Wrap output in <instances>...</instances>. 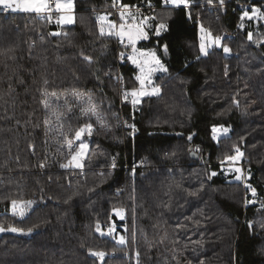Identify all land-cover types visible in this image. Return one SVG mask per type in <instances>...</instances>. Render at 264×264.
<instances>
[{"label":"trees","instance_id":"obj_1","mask_svg":"<svg viewBox=\"0 0 264 264\" xmlns=\"http://www.w3.org/2000/svg\"><path fill=\"white\" fill-rule=\"evenodd\" d=\"M123 2L155 7L141 44L167 68L160 93L138 105H121L109 75L129 51L100 33L95 11L110 0H75L69 25L0 10V264H264V22L220 0L213 11L207 0ZM199 17L234 36L202 54ZM120 71L138 87L131 61ZM53 92L59 99L45 95ZM89 98L100 120L81 115ZM85 123L93 130L83 168H62ZM217 126L229 134L216 140ZM237 148L246 182L222 168ZM13 200L33 204L21 217ZM115 210L126 212V243L101 232Z\"/></svg>","mask_w":264,"mask_h":264},{"label":"snow or ice","instance_id":"obj_2","mask_svg":"<svg viewBox=\"0 0 264 264\" xmlns=\"http://www.w3.org/2000/svg\"><path fill=\"white\" fill-rule=\"evenodd\" d=\"M165 2L167 3L168 0H165ZM172 3H187V0H171ZM221 3H223V0H220ZM55 9L57 11H60L62 13H64L63 15H61L56 23L60 24H71L74 22V18L72 16V10H73V0H55ZM0 8H3L4 11H21V12H25V13H37V14H41V15H45V17L47 19H51L50 13L52 11V6L49 4V0H0ZM123 16V13L121 14ZM248 17V18H252V17H257L260 19H264V11H261L259 8H252V12H251V16L249 14L248 11H244L243 12V16L242 19ZM99 19L101 21H103L105 19V17H99ZM109 29L113 28L114 26L112 24L108 25ZM161 29L165 27L164 24H160L159 26ZM120 31L117 32L116 34L124 37L127 36L128 42L129 44L134 45L137 39H141V38H146L145 34L139 29L138 26H135V31H125V25L121 24L119 26ZM100 33L101 35L104 34V28L101 27L100 28ZM53 35H60V33H52ZM113 33L111 31H109L108 35H112ZM249 40L252 39V34L250 33L248 36ZM214 42H219V38H216V40ZM201 51L204 52L205 55H207V52L205 51V44L203 43V41L201 42L200 45ZM165 51H167V45L164 46ZM223 51L225 53H229L231 52V49L228 47H223ZM136 50L133 49V53L135 54ZM121 58H123V53L120 54ZM146 56H150L151 59H146L143 62H140L138 60H136L133 56H130L129 59L132 60V63L134 64H138V66L140 67V72L141 74L139 76L136 77V79H138L141 83V85H144L145 81L149 79L151 73L155 70H163V71H167L166 68H164L163 64L161 63V61L159 60V58L156 56L155 52H150V53H146ZM85 60L91 62L92 61V57H85ZM147 65V67H145ZM117 79H119L117 77ZM160 89L157 88H153L152 89V93H149L147 91H144L143 88H141L139 91L137 90H132L131 95L132 96H145V95H150V94H159ZM45 95H51L52 97H55L56 99H59V97L56 96V93H45ZM78 95V94H77ZM125 98H127V93L125 94ZM81 103H83V100L81 101ZM137 103L136 100H133V104ZM44 106L46 108L50 107V105L48 104V101L45 100L44 102ZM81 115L85 118H90L91 116H95L97 120H100V114L97 112L96 106L92 103L91 99L89 98L87 100V104L85 107H82L80 109ZM53 115L56 117L57 122L61 121V114L57 113L55 111H53ZM62 127V125H61ZM134 128V126H132ZM93 130V125L91 123H85L84 125H82L77 131H75V139L79 140L85 133H88L89 135L91 134ZM217 131H221L223 133H227V129L226 128H220L217 129L216 127L213 128V132H217ZM71 146V143L69 142V147ZM88 147L87 144L85 143H80L79 145V149L72 154L69 163L67 164H61L60 166L62 168H67L69 167L71 164H75V167L77 168H82L83 164L80 162V157H82L84 155V150ZM237 155L236 156H230L228 157L229 160H236L239 158L240 155H243L242 153L239 152V149H236ZM237 172L241 171L240 169H236ZM212 175H216V173H212ZM237 179H240V177L238 176ZM253 194H255V190L253 189ZM12 204V211L13 214L18 215L23 217L25 215V212L27 209L31 208L33 202L32 201H16L13 200L11 202ZM262 207H264V205H262ZM5 229L3 227H0V231H4ZM11 231H20L23 232V229H17V228H11ZM97 231H100V226L97 225ZM28 233L32 232V229L29 228L27 230ZM109 234H111L109 232ZM120 242L124 243V238L121 237L120 238ZM93 255L101 258V260H103V258L105 257V253L104 252H94ZM137 255H139V253H137Z\"/></svg>","mask_w":264,"mask_h":264},{"label":"rangeland","instance_id":"obj_3","mask_svg":"<svg viewBox=\"0 0 264 264\" xmlns=\"http://www.w3.org/2000/svg\"><path fill=\"white\" fill-rule=\"evenodd\" d=\"M203 1H206V0H203ZM213 0H207V2H211L212 3ZM195 0H187V5L189 6V4L191 3H194ZM168 3L175 6H182V4L184 5V3H172L171 0H168ZM74 7H75V0H73V10H74ZM259 8V7H258ZM260 9V8H259ZM13 12V11H12ZM22 13H25V12H22ZM37 14V13H36ZM250 16H251V13H249ZM151 18L150 17L149 19L147 20H140L139 18L135 17L133 14H130V13H123V16L121 15V24L125 25V31H135V26H138L139 29L145 34V36L147 37L148 35V31H149V27H151ZM246 21L249 22V21H254L255 24H258L259 22L263 21L264 22V19H260V18H257V17H252V18H248V17H245ZM163 29V28H162ZM162 29L160 28L158 31H162ZM204 26L203 24L201 25V28H200V45H201V42L203 41V43L205 44V51L208 53L210 50H212L213 48L215 47H221L223 45V43L220 41L222 40L223 41V34L222 35H216L214 34L211 30ZM103 35H106V36H109L107 35L106 33H104ZM216 38H219V42H214L216 40ZM146 39V38H141V39H137L135 44L132 45V44H129V42L127 43V46L126 48L129 49V52L131 54V56L134 55V58L140 62H143L144 60L146 59H151L150 56H146L145 54L146 53H150V52H155L156 56L159 58V60L161 61V63L163 64L164 68H166V65L164 64V62L162 61L161 57L158 55L156 49L154 48H147L145 46H143L141 44V42ZM133 49L136 50L135 54L133 53ZM202 54H204V52H202ZM227 54H231L230 52L227 53ZM130 61L132 62V60L130 59ZM133 65L137 68V73L135 75V78L137 76H139L141 74L140 72V67L138 66V64H134ZM147 67V65L145 66ZM167 69V68H166ZM167 71H163V70H155L151 73L150 77L148 80L145 81L144 85H141L140 81L138 79H136L138 81V87L135 88V90L139 91L141 88H143L144 91H147L149 93H152V89L153 88H159L160 87L158 86L157 84V77L159 75H162L164 73H166ZM132 90L134 89H131L130 88V92H132ZM160 93V92H159ZM151 95H157V94H150V95H145V96H132L131 95V98H132V102L133 100H136L137 103L133 104V105H138L141 103L142 99L146 96H151ZM128 122V121H127ZM125 126H130V123L129 125H126ZM217 129H220V128H226L224 126H217L216 127ZM228 130V128H226ZM229 134V130L227 131V133H223L221 131H217V132H213V135H214V138L216 140L226 136ZM87 135V133H85L79 140H80V143H85L88 145V147L84 150V155L82 157H80V162L82 164H84V160L88 154V151H89V142L86 138H84L85 136ZM79 149V147H78ZM77 149V150H78ZM76 150V151H77ZM69 163V161L67 162ZM66 163V164H67ZM68 169H82V168H77L75 167V164H71L69 167H67ZM222 168L225 172V175L228 177L229 180L231 181H244L246 182L247 181V175L244 171V168L242 166V163H241V156H239L238 159L236 160H228L224 165H222ZM236 169H240L241 171L237 172ZM240 177V179H237V177ZM30 209V208H29ZM27 209L26 212L29 210ZM10 211L13 213L12 211V205L10 207ZM2 212V209L0 207V213ZM25 212V213H26ZM115 213L117 215V218L114 220V222L108 226V228H101V232L107 236H111L113 238H115L118 242H120V238L123 237L124 238V243H126V238H125V235H124V232L126 230V225L124 223V220H125V217H126V212L124 210H115ZM109 232L111 234H109ZM121 243V242H120Z\"/></svg>","mask_w":264,"mask_h":264},{"label":"built area","instance_id":"obj_4","mask_svg":"<svg viewBox=\"0 0 264 264\" xmlns=\"http://www.w3.org/2000/svg\"><path fill=\"white\" fill-rule=\"evenodd\" d=\"M111 5L110 7L96 10V20L99 28H104V33L108 35L109 31H111L113 34L109 35L111 37H114L118 44L125 49L128 43L127 36L121 37L117 35L116 33L120 31L119 26L121 25V14L122 13H130L133 14L135 17L139 18L140 20H147L150 17H153V11L155 7L151 4H143L136 2L134 4H126L123 2V0H110ZM261 5H264V0H260ZM221 3V2H220ZM49 4L52 6V11L50 13L51 19H47L45 15L37 14L38 17L42 19H47L51 23H56L59 12L55 9V0H49ZM222 5H228L233 7L235 11H241L242 13L244 11H248L249 13L252 12V8H258L259 6L254 2V0H230L229 2L223 1L221 3ZM188 7H191L190 5ZM216 7L215 3H210L207 5V8L209 11H213ZM4 11V10H3ZM12 11H4V13L7 15ZM99 17H105L103 21L99 19ZM198 22L201 25L202 20L199 17ZM112 24L114 27L109 29L108 25ZM223 38L225 37H232L234 36V32L227 30L223 33ZM121 53H123V58H121ZM131 56L130 52L127 50L121 51L116 60V67L117 71H111L109 75L115 80L117 87H118V95L120 98L121 105H127L132 104V98H131V92L130 88L127 84V81L125 77L123 76L122 72L120 71V68L123 64H125L127 61H130L129 57ZM117 77L119 79H117ZM127 93V98H125V94ZM126 125H129V122L125 121ZM128 170L130 167L128 165L125 166ZM133 167H143V163L141 161H136Z\"/></svg>","mask_w":264,"mask_h":264},{"label":"crops","instance_id":"obj_5","mask_svg":"<svg viewBox=\"0 0 264 264\" xmlns=\"http://www.w3.org/2000/svg\"><path fill=\"white\" fill-rule=\"evenodd\" d=\"M191 4V3H190ZM189 4V5H190ZM177 6V5H176ZM182 6H188L187 4H182ZM0 10H3V8H0ZM16 12H18V13H22L21 11H16ZM59 12V16H58V18L61 16V15H63L64 13H62V12H60V11H58ZM72 16H73V18H74V21H75V12H74V10H72ZM72 24V23H71ZM60 25H69V24H63V23H60ZM209 31V30H208ZM221 42H223L222 40H220Z\"/></svg>","mask_w":264,"mask_h":264},{"label":"water","instance_id":"obj_6","mask_svg":"<svg viewBox=\"0 0 264 264\" xmlns=\"http://www.w3.org/2000/svg\"><path fill=\"white\" fill-rule=\"evenodd\" d=\"M191 154H193V152H191ZM192 157L194 158V159H196V160H199L200 159V154H198V153H194L193 155H192Z\"/></svg>","mask_w":264,"mask_h":264}]
</instances>
